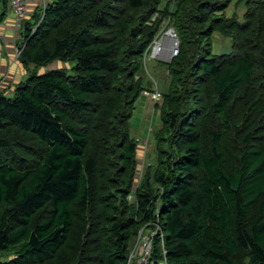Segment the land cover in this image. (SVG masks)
<instances>
[{"label": "trees", "instance_id": "trees-1", "mask_svg": "<svg viewBox=\"0 0 264 264\" xmlns=\"http://www.w3.org/2000/svg\"><path fill=\"white\" fill-rule=\"evenodd\" d=\"M161 1L51 0L35 32L25 22L18 59L70 66L0 90V264H128L153 227L152 264H264V0L243 21L231 0ZM159 11L180 46L156 103L160 160L133 190L131 117ZM217 31L234 53H216Z\"/></svg>", "mask_w": 264, "mask_h": 264}, {"label": "rangeland", "instance_id": "rangeland-1", "mask_svg": "<svg viewBox=\"0 0 264 264\" xmlns=\"http://www.w3.org/2000/svg\"><path fill=\"white\" fill-rule=\"evenodd\" d=\"M49 1L51 0H46L47 3ZM249 1L250 0H231V4L226 9V15L228 17L236 16L240 19V21L245 20V14L247 13V10L250 8L251 3L254 0H251L250 3ZM178 2L179 0H162L160 9L163 10L165 5L168 4L170 7L169 10L173 11L178 7ZM40 9H45V5L42 2L39 3L30 1L27 8V13L23 18L18 20L13 16H9L7 17L8 21L6 22V24H4L3 26L2 24H0V90H5V92L7 93L12 92L14 87L28 76L31 69L37 68L33 65H31V67L30 65L27 66L20 59H18V62L14 63L13 59L18 51H20L19 55L21 54L23 48L27 44V42H24L25 22L32 20L34 22V24L32 23V29L33 32H35L40 23V19L35 21L34 15L39 14ZM160 19L161 27L155 35L154 39L156 37L162 36L167 31V29L170 28L169 26L174 27L173 25H171L170 15L168 13L165 15L161 11L153 14L149 23H152L154 21L156 22ZM178 40L180 46V39L178 38ZM168 41L169 40L167 39L166 42ZM152 42L147 47L143 58L144 68L146 72L145 75L150 79L151 86L145 87L142 90L141 95L135 102V108L131 117L130 133L132 137H134L137 141V166L133 181V190L138 188L148 165H153V167L155 168L160 160V147L159 143L157 144L156 141L158 139L161 144V129L164 124L161 117V109L160 107H156V103H158V106L161 103L163 92L164 90H168L172 77L167 65V62H169L170 60L166 57L154 58L151 56L150 51ZM241 42H243L242 38ZM213 47L218 54L230 55L236 51L235 45L232 43L231 36L225 34L223 35L219 31L214 33ZM62 66L69 67L70 64L68 62L56 60L49 63L48 65L40 66L37 69L44 72L48 68ZM153 88H156L161 92L162 95L160 98L155 99L151 95L145 94V91H149ZM210 122L211 118L209 117L207 123ZM156 135L158 136L157 139ZM20 139H22L26 148H24L22 145L21 147L29 151L30 154V151L32 149L38 147L39 141L32 135H27L25 137L21 136ZM158 147L159 150H157ZM163 147L168 148V145H163ZM128 199L130 201H133L134 196L130 195ZM152 229L153 232H156L157 230L155 227H153ZM145 236L146 235L145 233H143L141 228L137 236L135 237L134 243L131 246L128 264H134V262L137 261L140 240Z\"/></svg>", "mask_w": 264, "mask_h": 264}, {"label": "built area", "instance_id": "built-area-1", "mask_svg": "<svg viewBox=\"0 0 264 264\" xmlns=\"http://www.w3.org/2000/svg\"><path fill=\"white\" fill-rule=\"evenodd\" d=\"M30 1L35 0H8V11L9 16H13L16 19H21L27 13V8ZM39 3L42 2L45 6L47 4L46 0H37ZM170 42V47L167 53H164V44L167 41ZM19 52L16 54V58L19 56ZM151 56L154 58L166 57L169 60L172 56H175L179 52V40L175 29L168 28L167 31L159 37H156L152 42ZM146 95H151L153 98L158 99L161 97V92L156 88L153 90L145 91ZM157 229V228H156ZM143 231V228H142ZM155 232L145 234L146 236L140 240L139 253L137 261L134 264H152L151 255L153 251V235ZM131 264V263H130Z\"/></svg>", "mask_w": 264, "mask_h": 264}, {"label": "crops", "instance_id": "crops-1", "mask_svg": "<svg viewBox=\"0 0 264 264\" xmlns=\"http://www.w3.org/2000/svg\"><path fill=\"white\" fill-rule=\"evenodd\" d=\"M7 17H9L8 6H7V14H6V16H5V19H4L3 22L1 23L2 26H3L4 24H6V22L8 21V20H7V19H8ZM13 62H14V63H15V62H18V58H15V56H14Z\"/></svg>", "mask_w": 264, "mask_h": 264}, {"label": "bare ground", "instance_id": "bare-ground-1", "mask_svg": "<svg viewBox=\"0 0 264 264\" xmlns=\"http://www.w3.org/2000/svg\"><path fill=\"white\" fill-rule=\"evenodd\" d=\"M168 43H169V44H168ZM169 47H170V42H169V41H168V42H165V44H164V53H165V54L167 53Z\"/></svg>", "mask_w": 264, "mask_h": 264}, {"label": "clouds", "instance_id": "clouds-1", "mask_svg": "<svg viewBox=\"0 0 264 264\" xmlns=\"http://www.w3.org/2000/svg\"><path fill=\"white\" fill-rule=\"evenodd\" d=\"M37 2H38V1H37ZM169 27L175 29V28L172 27V26H169ZM175 31H176V30H175ZM176 34H177V32H176ZM177 36H178V35H177ZM175 56H176V55H175ZM173 57H174V56H173ZM173 57H172V58H173ZM15 58H16V57H15ZM172 58H171V59H172ZM171 59H170V60H171ZM150 90H153V89H150ZM161 95H162V94H161Z\"/></svg>", "mask_w": 264, "mask_h": 264}]
</instances>
